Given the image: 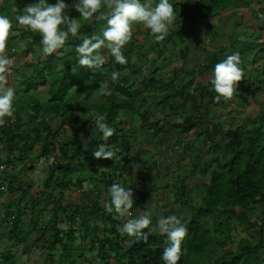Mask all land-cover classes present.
<instances>
[{
  "label": "trees",
  "instance_id": "1",
  "mask_svg": "<svg viewBox=\"0 0 264 264\" xmlns=\"http://www.w3.org/2000/svg\"><path fill=\"white\" fill-rule=\"evenodd\" d=\"M146 1L148 0H141L142 3ZM29 2L33 3L35 0ZM65 2L68 4L69 16L75 18L81 25L79 37L101 34L102 29L106 27V20L85 21L73 8L78 0H65ZM151 2L155 6L158 0ZM169 2L173 4L176 13V21L169 35L165 40L155 42L150 37L149 31L145 29V37L150 40L144 39L136 46V35L133 31V38L122 49L128 60L127 64L120 65L109 56L101 68L95 70L82 68L77 62L75 52V46L81 40L76 41L70 36L64 46L67 51L61 49L62 55L47 56L43 66L35 65L28 76H24L16 83L14 117L6 118V124L0 127V144L6 156L4 160L2 156L0 157V167L3 163L8 166L22 164L23 167L32 170L34 163L41 158H49L52 155L53 159L56 157L57 160L48 164L41 183V191L30 192L31 184H17L21 180L20 176L11 173L5 174L0 180V186L2 183H7L9 194L18 191L20 200L25 201L24 205H29L31 209L39 205L40 192L47 191L51 196L54 191L59 201L54 202L52 217L47 223L36 217L27 225L24 224L21 211L10 213L9 204L0 203V215L7 222L10 219L9 225L7 223L9 227L6 226L5 229L6 243L10 245L9 251L21 235L29 232L34 237L32 244L44 247L52 262L53 252L58 251L57 264L61 263L60 257H63L62 264H164L161 256L166 237L149 232L146 241H135L134 238L122 237L118 233L117 228L122 224V220L116 219L114 213H107L103 201L110 186L118 183L122 175L118 177L117 167H110L114 158L95 159L92 154L100 143H106L116 152L115 156L118 157L116 161L119 166L121 165L120 169L130 173L127 167L128 153L135 144L130 136L146 131L155 140L161 161L167 162L165 165L158 162L155 164L156 167L148 166L150 169L154 168L157 179L162 178L160 175L162 172L163 178L168 181L171 174L180 167L169 169L172 161L167 154L166 145L170 140L176 142L178 146L182 144L188 150L192 147L190 139H193V142L198 139L203 140L206 150L214 153L208 158L198 157L197 163L192 164L191 174L197 175L195 172H198L208 182L205 186H201L199 197L187 198V195L193 191L188 186L185 187L189 190L188 193L183 187L176 188L181 190V195H186V198L169 200L168 196L172 194L171 182H164V179L163 182H159L160 184L151 182L149 185H143L142 180L132 183L140 186V190L135 191V197L133 196L135 198L131 209L133 216H137L135 211L139 212L147 207V201L152 193L160 190L166 197L161 207L168 208L179 203L180 208L173 210L172 215L183 217L182 223L187 226L178 264H264V109H261L252 123L243 122L235 125L236 114L230 109L227 111L226 119L220 117L217 122L208 124L207 114L210 110L208 106L218 103L214 99L216 93L212 90L209 81H196L198 79L196 75L185 80L180 79L178 77L183 68H174L169 77L164 75L160 64L155 63L150 73L145 69L147 65L149 66L150 53H157L161 61H164L168 51L162 46L170 42L176 44V40L181 44L187 41L186 37L194 29L190 27L184 29L181 25L186 15L189 17V23L195 25L194 27L209 26L210 30L212 29L213 40L217 38V32L213 30L211 20L216 21V18L223 13L233 10L248 11L251 13L249 18L253 20L252 24L257 27L252 32H246L249 37L255 36V40H250L248 43H252V46L255 43L260 45L264 37V23L262 24L264 0L261 2L260 0H169ZM49 3H55V0H49ZM24 6L21 0H0V15L8 14L9 9H12V13H22ZM14 8L19 11H13ZM106 11V8L101 9V12ZM244 19L242 15L235 20L233 28L240 26ZM259 20L261 22L258 23ZM61 28L63 29L64 26L62 25ZM12 29H16V26L13 25ZM233 30L228 36L218 35L219 39H233L235 44H229L230 48L237 47L236 45L242 42L240 39L239 41L235 39L240 29ZM194 33L192 40L200 47L202 42L196 37V30ZM19 37L30 40L27 51L33 52V47L38 46L39 56H42L41 37L38 33L22 28ZM15 38L16 34H9L7 48L11 47L10 41ZM144 43L149 47L145 49ZM67 46L71 48L68 49ZM246 47L248 45L245 44L243 48ZM227 48L224 47L220 52L226 51ZM254 53L264 54V47ZM10 54L11 52L8 53ZM240 59V67L243 69V60L241 57ZM220 60L214 56L212 63L214 64L215 61L218 63ZM53 62L58 64L54 70ZM213 64H207L206 67L212 70L215 65ZM262 66V70H256L253 80L264 84V64ZM112 71L120 73L118 81L111 80ZM260 73L263 75L262 79L259 78ZM246 75L244 74L243 79L237 83L232 99L228 103L221 99L218 105L227 107L234 101L238 105L253 103L250 96L255 93L260 95L264 90L259 87L247 90L250 83L247 78L249 76ZM105 80L109 82L110 95L100 94V84ZM197 82L198 84L195 85ZM41 87L46 91L43 96L45 102L36 95ZM164 88L167 90L163 91ZM95 95L98 99L90 101ZM236 98H240L241 101H237ZM82 102L86 104L82 105ZM158 110L165 111L166 115L159 114L157 119L147 117L149 112ZM95 114L104 116L105 122L115 129L114 135L106 142L102 140V134L94 126ZM135 114L140 117L139 123L132 128H124L122 125L127 122V118H132ZM38 118L40 120L36 122ZM202 122L204 125L200 124ZM63 123L73 126V137L67 143H60L58 140V133ZM26 131L29 133L27 134ZM91 131L94 132L95 142L88 144L86 146L88 148H83L79 143L78 134H88ZM71 140L73 150L69 151V147L66 146L68 143L71 144ZM56 150L60 156H55ZM195 151L198 153L199 148ZM122 152H125V155L120 157ZM32 154L35 158H32ZM30 156L32 161L27 163V158ZM80 161L88 162L90 169L87 168V171L83 169ZM101 166L106 171L102 173L103 184L98 187V176L92 174V168L95 170ZM73 171L78 172L75 179L71 177ZM84 172L87 174L82 175ZM186 179L185 170L175 180L179 185L180 183L184 185ZM88 183L93 185L90 189ZM132 184L128 187H132ZM69 189L81 193V199L78 200L80 202L62 203L63 193ZM90 195L95 196L89 199L88 204H84L83 200L88 199ZM194 204L196 205L193 206ZM184 206L192 208L189 215L183 214ZM239 223L243 225L246 236L238 238L234 247L222 249L225 242L218 241L217 238L224 234L229 236L233 227ZM60 224L66 226L60 227ZM154 225L155 221L152 219V226ZM82 232L88 238L87 247L82 241H76L77 237L84 240L80 236ZM145 232H148V229H145ZM3 237L4 235H0V239ZM15 259L16 255L9 253L3 256L0 264H14Z\"/></svg>",
  "mask_w": 264,
  "mask_h": 264
},
{
  "label": "rangeland",
  "instance_id": "2",
  "mask_svg": "<svg viewBox=\"0 0 264 264\" xmlns=\"http://www.w3.org/2000/svg\"><path fill=\"white\" fill-rule=\"evenodd\" d=\"M22 4L26 5L29 2V0H21ZM150 1V0H149ZM151 1H155V0H151ZM176 1H180V0H176ZM261 2V0H260ZM147 3V1L145 2ZM22 13H12V9H9L8 14H5V16H8L11 20L14 26H16V29H12L11 30V35L16 34V38L10 41L11 47L6 49V54L7 56L14 61V67L10 70L11 71V75L8 77V81H9V86L13 87L15 89V85L16 83H18V81L22 78H24V76H28L32 71L35 65H38L39 67L43 66V63L45 64V57L43 56H39V47L35 46L34 51L29 52L27 51L28 47H29V43L30 40L28 38H23V37H19V34L22 30L23 27L19 26L18 23L16 22V16L20 15ZM250 12L248 11H238V10H233V11H229L227 13H223L220 17L216 18L215 20H211V23L213 24V30L215 32H217V38L215 39H211V35L212 32L210 30L209 26H203V27H199L197 28L194 27L195 25H191L189 22V17L186 15L185 18L183 19V21L181 22V25L185 28L190 27L191 29H194L197 31L196 37H198L200 39V41L202 42L201 46L198 47L195 45L194 41L192 40V36H194V30H191V32L188 34V36L186 37V42L185 43H179V41H177L176 39V44H171L168 43L162 47H165L166 50L168 51L167 54H165V60L161 61V59L158 57L157 53H150V62H149V66L147 65V67L145 68L147 72H151V70H153V65L156 63V65L160 64V67L162 69V72L164 73V75L166 77L171 76V72L174 68H183L182 72L179 74L180 79H187L192 75H196L198 77V79L196 81H201V82H208L209 81V76L211 73V70L208 69L206 66L207 64H213L212 60L215 58L217 59H222L225 58L227 55H231L235 52H238L240 54V57L242 58V65L244 64V68L243 73L246 75L248 74L249 77H247L249 79V88L247 90H252L256 87H259L260 89L264 90V84L263 83H259L257 81H254L253 78L255 77L256 74V70H262V65L264 64V54H255L254 52H258L259 48H261L262 46L264 47V37H263V43H261L260 45L258 43L253 44L252 43H248L250 40H255V36L253 37H249L248 34H246V32H252L253 30H256L257 27L256 25H253V20L251 18H249L250 16ZM243 15V17L245 18L242 22V24L238 27H234L233 28V23L235 20H237L239 17H241ZM261 22L260 20L258 21V23ZM264 22H262L263 24ZM232 24V26H231ZM252 25V26H251ZM138 30L140 29V33L136 35L135 40L137 41L136 46H138L139 42H141L144 39H148L150 40L148 37H145L144 34V30L145 28L142 25H138L136 24ZM254 26V27H253ZM208 27V28H207ZM248 27V28H247ZM259 27V26H258ZM233 29H240V33L237 34V36L235 37L236 40L239 41L242 40V42H240L239 44H237V47H232L230 48L229 44L233 43V39H227V38H223V39H219L218 35L223 34L228 36L229 34H231L234 30ZM257 34V32H256ZM85 36V35H84ZM83 37V36H82ZM216 37V36H215ZM79 38H75V40L77 41ZM247 40V41H245ZM74 41V39H73ZM185 41V40H184ZM237 42V41H236ZM133 43V42H132ZM131 43V44H132ZM235 44V43H233ZM248 45V47H246L245 49L243 48L244 45ZM229 46V47H228ZM145 49L148 48V44L144 43L143 46ZM227 48L226 51H223L222 53L220 52L221 49L223 48ZM68 49H70V46H67ZM258 48V49H257ZM181 50H183V53H181ZM11 52L10 55H8V53ZM185 53V54H184ZM104 54L107 56L108 53L105 51ZM160 59V60H159ZM214 64H216V61L214 62ZM213 64V65H214ZM58 64L56 62H53L52 66H53V70L55 69V67ZM202 67H201V66ZM195 66V67H193ZM214 67V66H213ZM158 74V72H157ZM264 75V74H263ZM263 75H261V73L259 74V78L262 79ZM247 76V75H246ZM178 84V82H176ZM198 84L195 83V85ZM239 86V85H238ZM244 86V85H243ZM167 90L166 88L163 89V91ZM45 88L41 87L38 89V91L36 92V95L38 97H40L42 102H45V99L43 98V96L45 95ZM157 96V95H156ZM98 99V96H94L93 99H90V101H96ZM250 99L253 100V103H250V105H238L237 102H230L228 104V106H222V105H218V103H216L215 105H209L208 107L210 108L209 112L207 115L208 116V124L209 123H215L217 122L220 117H224L225 119L227 118V114L230 109L233 110V112L236 114V124H240L243 122H247V123H252L255 120V117L257 116V114H259V112L261 111V109H264V91L262 93H260V95L258 94H254L252 96H250ZM237 101H241L240 98H236ZM230 100L225 101L223 100V102L228 103ZM86 102H82V105H85ZM158 113V114H157ZM156 114V115H155ZM166 115L165 111H151L147 114V117H149L150 119H157L160 115ZM232 116H234V114H232ZM165 117V116H164ZM164 117L163 120H164ZM82 118H84V116H82ZM121 118H124V116H121ZM179 120H181V118H178ZM40 118L36 119V122H39ZM140 120V117L138 114H135L134 117L132 118H127V122L122 125L124 128H132L134 126H136ZM166 120V119H165ZM171 121V120H170ZM204 125V122L200 123ZM73 127V126H72ZM227 126H225L226 128ZM24 128V127H22ZM27 134L29 133V131H26ZM94 132L91 131L88 134H83L80 133L78 134V138H79V143L80 145L85 148L88 144H94L95 140H94ZM73 137V132L71 131V129L69 128V124H65L63 123V125H61L60 127V131L58 133V140L60 143H67L69 142V139ZM219 138V137H218ZM130 139L132 140V142H134L135 144L133 145L132 150L129 151V161L127 163V167L129 168V170L131 171L129 172H124L122 171L121 165L119 166L117 163V159L118 157H114L112 164L110 167L116 168L118 169L119 172L117 173V176L119 177V175L121 174V179H118V183H120L123 187H128L131 186L132 183L138 182L142 180V184L143 185H149L151 182H156L157 184H160L159 182H168L170 183V188L172 190V194H170V196H168L169 200H173L174 198H180V199H184L186 198V195H181V190H176V188L181 189L182 187L184 189L191 187L192 188V192L187 195L191 197V198H195V197H199V192L201 186H205L208 182L207 179L204 178L202 175H200V173L195 172L197 175H192L191 171L193 170L192 168V164L194 162L197 163V158H208L212 153H214V151H208L205 148L204 142L203 140H199L196 141L193 139L191 144L192 147L188 150L185 149L184 146L181 145H176V142H174L173 140L168 141L166 147L168 150V156L169 159H171L172 163L169 167V169L171 170V168H175L179 167L177 170H175L174 173L171 174V177L169 178V180L167 181L166 179L163 178L162 172H160V175L162 176V178L157 179L156 178V171L154 170V168L150 169V167H148L149 165L152 167H156L155 164H157L158 162H162L163 165H165L167 162L165 160L161 161L162 158L160 157L158 151V148L155 147V140H153V137L150 136V133H147L146 131H144L143 133H140L135 136L131 135ZM189 139V138H188ZM55 143V142H53ZM56 144V143H55ZM37 146V145H36ZM119 145H117L118 147ZM135 146V147H134ZM56 147V146H55ZM69 147V151L73 150V145H72V140H71V144L66 146ZM36 149L38 148L35 147ZM88 148V147H86ZM197 148H199V152L197 153L195 150H197ZM4 148L2 147V144H0V157L2 158V160H4L6 157L5 156V150H3ZM124 149H122L123 151ZM206 152V153H205ZM38 153H36L37 155ZM55 156H60V153L56 150L55 151ZM34 154H32V158H35L33 156ZM35 155V156H36ZM125 152H122L121 156H124ZM30 158H27L28 162L32 161ZM52 155H50L51 157ZM35 160V159H34ZM57 159L55 157V159L53 158H41V160L39 162H36L33 165V169L30 172H26L27 175L25 174V171H29L26 167H22V164L18 167L15 168H11L12 166H8L7 164H2V166L0 167V180L2 178H4V172L7 170L12 173H14L15 175L19 172L22 175H26V178H23L22 180H27L29 182V184H31L29 191L31 192H35V190L40 189L41 187V182L44 179L45 176V168H47L48 164L55 162ZM196 160V161H195ZM80 163L83 164V169H86V171L88 170L87 168L90 169V166H88V162H82L80 161ZM99 166V165H98ZM188 166V167H186ZM22 167V169H21ZM159 167V166H157ZM101 168H103L101 166ZM186 170V176L187 179L185 180L184 185H180L178 184V182L175 180L177 179L180 175H182L185 170ZM22 170V171H21ZM111 170V169H110ZM109 170V172H110ZM106 170L102 169L99 170V167L96 168L94 170V168H92V174L95 176H98V180L97 181V186L101 187V185L103 184V181H101V179L103 180V175L102 173L105 172ZM77 173L73 171V173H71V177L73 179H75L77 177ZM82 174V173H81ZM87 173L84 172L82 175H86ZM106 174V173H105ZM112 177L114 178V176L112 175ZM156 179V180H155ZM164 179V180H163ZM124 180V181H122ZM88 188L90 189L93 185L91 183H88ZM186 187V188H185ZM3 188V187H2ZM133 190V193L135 194V191L140 190V186L138 185H134L132 184V187H130ZM2 190V191H1ZM185 191H187V193L189 192L188 189H186ZM57 193H52L51 199L53 198L55 201H58V195H56ZM8 194L5 192V190L0 189V200H3L4 197H6ZM16 196V195H15ZM12 196V197H15ZM95 195H90V197L88 199L85 198V200H83L84 204H87L89 199H93ZM103 195L101 194V197ZM64 199L66 200V202H74L77 203L79 202L78 200L81 199V196L79 194V192H75L72 190H68L66 192H64ZM135 199V198H133ZM166 200V197H164V194L162 193V191L158 190L157 192L152 193L150 199L147 201V207L139 210L135 211L134 213H137V216L140 214H149L151 216L152 219H154L155 224L157 219L160 216H168V215H172L174 213L175 210H178L179 207V203L173 204L174 206L168 207V208H163L162 206V202ZM64 204L65 201H63ZM196 204H194L193 206H195ZM1 207V206H0ZM192 208H190L189 206H184L182 208L183 210V214L184 215H189L190 211ZM174 210V211H173ZM26 222H27V218L29 217V214L26 213ZM61 215V214H59ZM48 217V216H47ZM46 217V218H47ZM49 220V219H48ZM0 222L3 223V225L0 226V235H3V232H6V226L9 227V222L10 219H8V222L6 219H3V216L0 215ZM8 223V225H7ZM123 223V221H122ZM60 227H65V224H60ZM81 238L83 237L84 240H81L80 238H76V241H82L83 245L85 247L88 246V238L86 237L85 233L82 232L80 234ZM228 236V235H227ZM226 234L220 236L219 238H217L218 241H222L225 242V245L223 246L222 249L227 250L230 247H234V245L236 244L238 238L246 236V232L243 228V225L241 223L236 224V226L233 227V229L230 231L228 238ZM25 238V237H24ZM231 239V240H229ZM0 243L2 245V247H4V245L6 246L5 242L7 240V238L3 237V239H0ZM129 240V239H128ZM127 241V240H126ZM26 243H28L26 241ZM25 244V243H24ZM43 245V244H42ZM41 245V246H42ZM23 245H19L16 248H12V250H14L15 252L9 251V250H3L1 249L0 251V260L3 258L4 255H8L9 253H11L12 255H16V259H15V263L14 264H51L49 263V259L47 258V251L46 249H43L41 247H30L29 248H25V250L22 247ZM16 247V246H15ZM11 250V249H10ZM24 251L26 253H24ZM58 256V251L55 250L53 252V264H57L59 260H57ZM63 257H60V264L64 263L62 262Z\"/></svg>",
  "mask_w": 264,
  "mask_h": 264
},
{
  "label": "clouds",
  "instance_id": "3",
  "mask_svg": "<svg viewBox=\"0 0 264 264\" xmlns=\"http://www.w3.org/2000/svg\"><path fill=\"white\" fill-rule=\"evenodd\" d=\"M73 8L85 21L106 20V27L102 29L101 34L79 37L81 25L69 16L65 0H55V3H49V0H35L26 4L22 14L17 15L15 19L25 30L40 35V52L45 58L53 54L62 55L61 49L67 51L64 46L70 36L79 38L81 42L75 46L77 62L80 67L89 70L101 68L109 56L120 65L128 63L122 49L133 38L134 24L142 25L155 42H161L169 35L176 21V13L169 0H158L155 6L142 3L141 0H78ZM102 8L107 11L101 12ZM13 11L19 9L14 8ZM12 28V20L8 16L0 15V127L6 124V118H13L15 113L16 93L8 81L12 74L10 70L15 65L6 54L7 40ZM240 64V54L235 52L214 65L209 83L216 93V102L232 99L237 83L244 75ZM110 78L113 82L118 81L120 73L112 71ZM108 84V80L101 82L100 94H111ZM94 126L105 142L115 133V129L105 122L102 115L95 114ZM92 154L95 159H113L116 152L106 143H100ZM133 196V190L123 187L120 183H113L106 193V199L103 201L105 211L114 213L116 219L123 221L117 228L118 233L122 237L134 238L135 241H146L149 232L166 237L161 259L164 264H178L182 254L181 244L187 234V226L182 223L183 217L162 215L152 226L149 214L133 216ZM145 229H148V232H145Z\"/></svg>",
  "mask_w": 264,
  "mask_h": 264
},
{
  "label": "crops",
  "instance_id": "4",
  "mask_svg": "<svg viewBox=\"0 0 264 264\" xmlns=\"http://www.w3.org/2000/svg\"><path fill=\"white\" fill-rule=\"evenodd\" d=\"M147 3H152L151 2V0L149 1H147ZM133 31L135 32V35H137V34H139L141 31H140V29L138 30V28H137V26H136V24H134L133 26ZM69 128L71 129V131L73 130V127H72V125L71 124H69ZM49 158H53L52 156L51 157H49ZM41 159H39L38 161H36V162H39ZM35 162V163H36ZM34 163V164H35ZM18 166H20V165H17V166H12L11 168H15V167H18ZM22 167H23V165H22ZM22 167H21V169H22ZM24 168V167H23ZM44 169L46 170L47 168H45L44 167ZM22 171V170H21ZM31 171V169L29 170V171H25L24 170V172H25V174L27 175V173L26 172H30ZM6 173H11L10 171H8L7 170V172L5 171L3 174L5 175ZM13 175H15L14 173H12ZM26 175H22V174H20V172H19V174L17 173L15 176H20V181L19 182H17V184H27L28 183V185H30L29 184V182L26 180L27 178H26ZM23 178H26L25 180H22ZM42 183V182H41ZM3 187V188H2ZM0 189H3V190H5V192L8 194L6 197H4V199L3 200H0V203H3V202H7L9 205V212L10 213H15L17 210H19V211H21L23 214H22V217H23V221H24V224L25 225H27L28 224V222L31 220V219H35L36 217H39L42 221H44L45 223H47L49 220H50V218L52 217V212H51V210H52V208L55 206L54 205V202H55V200L52 198L51 199V196H52V193H51V196H50V193L49 192H40V198L38 199V201H39V205L35 208V209H31V207L29 206V205H24V203H25V201H21L20 200V193L17 191V192H14V193H12V194H9L8 193V190H7V183H2V185L0 186ZM41 191V187H40V189H38V191ZM69 190H72V191H75V192H79V191H77V190H73V189H69ZM2 191V190H1ZM35 191H37V190H35ZM66 191H68V190H66ZM65 191V192H66ZM32 192V191H31ZM53 193H54V191H53ZM79 194H80V196H81V193L79 192ZM16 195V196H15ZM57 195V194H56ZM12 196H15V197H12ZM90 197V196H89ZM134 197H135V195H134ZM63 198H64V193H63ZM87 199V198H86ZM85 200V199H84ZM59 201V200H58ZM63 201H65V203H74V202H66V200L65 199H63L62 200V203H63ZM18 202H20L19 204H18ZM80 202V201H79ZM89 203V200H88V202H87V204ZM19 208V209H18ZM26 213H28L29 214V217L27 218L28 220H27V222L25 221L26 220ZM61 214V213H60ZM48 216V217H47ZM47 217V218H46ZM49 219V220H48ZM3 235H5V232H3L2 233ZM5 237H6V235H5ZM25 237V238H24ZM46 238L48 237V235H46L45 236ZM7 238V237H6ZM33 235L32 234H30L29 232H27V233H25V234H23V235H21L17 240H16V243L14 244V246L13 247H11V251L12 252H15L14 250H12V248H16L17 249V246H21V245H23L22 247H23V249L25 250V248H29V246L30 247H35V248H37L38 247V245L37 244H32V240H33ZM3 239V238H2ZM26 241L28 242V243H26ZM6 242H7V240H6ZM5 242V244H6V246L4 245V247H2V245H1V243H0V251H1V249H3V250H9V248H10V245H8L7 243ZM25 243V244H24ZM40 243V242H39ZM16 246V247H15ZM24 253H26L25 251H24ZM47 258L49 259L48 261H49V263H51V264H53V262L51 261V259H50V257L49 256H47ZM38 264V263H37ZM45 264V263H44Z\"/></svg>",
  "mask_w": 264,
  "mask_h": 264
}]
</instances>
